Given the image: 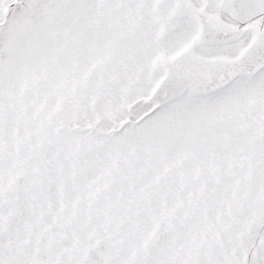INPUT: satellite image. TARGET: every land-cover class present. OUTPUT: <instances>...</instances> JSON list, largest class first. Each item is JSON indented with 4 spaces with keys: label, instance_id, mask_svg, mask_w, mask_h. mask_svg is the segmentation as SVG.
Returning <instances> with one entry per match:
<instances>
[{
    "label": "snow or ice",
    "instance_id": "6c2138e0",
    "mask_svg": "<svg viewBox=\"0 0 264 264\" xmlns=\"http://www.w3.org/2000/svg\"><path fill=\"white\" fill-rule=\"evenodd\" d=\"M0 264H264V0H0Z\"/></svg>",
    "mask_w": 264,
    "mask_h": 264
}]
</instances>
